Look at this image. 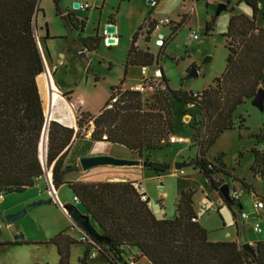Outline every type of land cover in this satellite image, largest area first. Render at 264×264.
<instances>
[{
  "label": "trees",
  "instance_id": "16d2710c",
  "mask_svg": "<svg viewBox=\"0 0 264 264\" xmlns=\"http://www.w3.org/2000/svg\"><path fill=\"white\" fill-rule=\"evenodd\" d=\"M59 1L53 0L57 17L61 16ZM237 4L248 7L251 17L239 14L228 19L222 35L226 50L224 70L211 86L200 93L186 94L170 90L161 70L163 89L147 94L146 101L141 93L122 91V81L110 90L108 100L97 115L80 113L76 121L77 131L74 132L73 128L61 126L60 123L66 124L61 118V99L53 92L54 113L51 116L52 119H59L56 121L60 123L51 121L47 132L45 164L51 170V185L55 191L62 185L68 187L77 205L84 210V218L91 219L98 227L99 232H94L102 240L94 245L85 243L87 249L79 264L92 261L90 248L108 264H127L121 255L124 249L130 248L138 251V255L130 260L132 264L139 259H145L148 264H264V242L251 247L254 257L243 252L236 242H209L207 232L196 222L192 200L194 193L190 190L180 193L175 203L174 219L159 220L150 211L148 200H143L144 195L138 193L134 182L85 183L64 180L69 173L77 171L73 160L87 157L92 146L98 143L122 147L140 159L144 157L149 171L156 175L166 173L170 166L152 162L150 153L169 147L168 138L172 135L169 101H174L194 106L202 115L203 133L200 135L196 129L193 134L198 147L193 169L218 194L220 185L214 176L227 175L220 161L214 165L205 159L206 150L214 142L215 133L234 128L236 110L253 99L264 75V23L261 28L255 26V17L260 9L258 1L239 0ZM36 5L37 0H0V194L3 197L24 193L43 175L38 159V144L44 125L43 113L46 117L49 115V87L46 76L42 74V59L33 36L34 13L43 14ZM188 21L187 15L180 17L171 29L170 38ZM214 22L215 18L212 17L204 23V36L213 31ZM64 24L68 28L84 29L83 21L78 22L69 15L64 18ZM154 24L146 17L132 35L124 76L127 68L159 67L162 52L153 56L136 47L138 37L144 32L148 38L155 28ZM44 28V40H47L46 24ZM98 42L97 37L86 38L83 47L87 52H93ZM242 123L243 119L240 120V128ZM90 126L89 139H79V132L87 131ZM254 138L256 144L263 140L260 135ZM75 140L78 143L72 146ZM252 153V172L262 178L264 155L256 150ZM67 158L70 162L65 163ZM241 185L249 189L243 183ZM63 208L67 214L74 210L69 205ZM72 243V239L61 233L42 245L56 247L57 264H69V246ZM0 245L24 244L18 241Z\"/></svg>",
  "mask_w": 264,
  "mask_h": 264
},
{
  "label": "rangeland",
  "instance_id": "374dc122",
  "mask_svg": "<svg viewBox=\"0 0 264 264\" xmlns=\"http://www.w3.org/2000/svg\"><path fill=\"white\" fill-rule=\"evenodd\" d=\"M147 1L132 0L128 4L119 3L116 0H96V4L102 7L105 20L108 18L115 19L119 28L125 30L120 31L118 43L106 45L108 35H103L101 31H99L98 36L95 35L96 31H93L96 27L97 19H95V21L89 23L85 31H81L84 36L94 35L99 39L93 52H85L83 46H78L75 49L76 47L73 46L71 41L66 46L70 50L68 53H64V61L67 63L63 66H67V68L59 67L55 79L61 85L63 84L62 86L66 89H69V92H72L70 94H73L71 97L73 98L72 102L77 101L76 108H79L83 114L95 115L101 110L109 98L110 90L122 81L120 89L123 91L135 84H140L143 77L149 75L147 68H127L124 76L126 55L131 38L128 35L130 20L133 23L137 20L140 13L137 9L140 7L141 10L147 7L151 12H155L159 20H164L167 17L174 19L177 15L189 14L187 24L176 32L172 38H170L171 31H167L168 27L161 31L164 34L162 36L163 48L159 49L155 46L153 37L147 44V48L142 45L143 49L149 50L153 56L162 52L159 59L160 69L157 68L156 71H162L170 90L181 91L186 94L200 93L211 86L213 81L222 74L226 60L222 35L226 30L228 19L236 12V10L231 12L230 9L235 6L237 0H165L163 2L162 0H151V4H148ZM225 1L231 2V5L225 3ZM40 2L43 22L40 20L36 25V34L46 70L48 75L51 76V70L59 56L54 57L52 60L47 57L42 32L43 24H46L47 34H61L71 28L65 26L62 16H56L53 0H39V4ZM258 2L260 9L255 17V26L261 28L264 23V0H258ZM65 4V0L59 1L58 8L60 12ZM156 4L157 6L152 9ZM219 4L225 5V11L216 16L215 13ZM241 7L237 11H243L244 5ZM212 17L215 18L214 29L204 36V23ZM190 34L197 35L198 40L192 41L189 38ZM142 36L147 41L144 32H142ZM53 47H56V45ZM78 48L83 52V56L78 52ZM86 53L89 55H86ZM206 59L208 61H205ZM191 68L196 70V78L187 77V73ZM142 69H145V75L141 74ZM143 95L142 99L146 101L148 95L147 93ZM42 105L43 101L41 99V107ZM169 110L172 118L171 136L181 138L184 143L169 144L168 148L150 153L152 162L166 163L170 166L168 173L162 175L165 176L163 180L160 179L159 182L146 184L152 189L153 196H158L160 193L158 186L163 184L164 190L168 192L164 205L168 215L173 216L175 193L177 190H181L179 194L184 190H190L194 193L192 198L194 209L196 212H200V219L203 221L202 228L207 232L209 240L219 241L217 243H227L238 236V240L243 242L242 231L244 230L246 238H250V236L260 238L259 240L264 242V209L255 210L253 208L255 201L264 203V177L261 178L252 172L254 166L252 151L256 150L260 155H264V101L262 108L255 107L252 101H247L238 107L233 116L234 128L230 131L215 133L214 142L206 150L205 159L214 165L217 161H220L223 164L225 174L228 176L215 175L214 180L220 186L224 184L228 186V197L229 194H232V191L237 194L238 201L227 204L222 200V203L219 202V194L192 167L174 171L173 166L176 163H189L195 160L198 147L193 134L196 129L200 135L203 133V118L199 110L191 105L169 101ZM42 111H44V105ZM51 115L50 112L48 115L50 119L52 118ZM43 116L46 118L45 112ZM79 117V112H76V121ZM241 119H243V123L240 128ZM60 124L63 125V123ZM73 130L74 132L77 131L76 125ZM91 130V126L87 131L81 130L78 138L89 139ZM255 135L263 137L259 144L255 142ZM77 141L75 140L72 146L78 143ZM91 155H102L121 160L139 161L140 164L144 163V157L140 159L137 155L129 153L122 147L109 144H94L87 157ZM68 162L70 161L67 158L65 163ZM73 163L77 171L69 173L65 177V181L77 180L82 177L80 176L82 173L78 166V160H73ZM134 169L135 167H96L83 172V175H97V172L100 171L110 180L117 178L123 172L133 171ZM49 172L50 169H48V174H50ZM100 172L99 175H101ZM151 174L154 175L147 168L143 169L140 172V179L145 180ZM161 180L162 183H160ZM241 183L249 189L242 187ZM48 190L49 184L42 175L39 180L34 182V186L25 193L6 195L0 201V243L14 242L15 236L22 235V238L18 241L24 244L18 247L0 245V264H57L56 247L42 244L47 243L61 233L73 240V243L69 246V264H79L80 258L87 249L85 243H91L88 239L82 244L79 243L81 232L72 225L61 209L64 205H69L78 210L79 213H81V210L74 203L72 194L66 185H62L56 190L57 198L59 201L61 200V203H64L63 205L52 202ZM207 195H209L208 198ZM54 196H56V193ZM48 200H51V203L38 205L12 225H6L4 221L6 216L18 213L26 205L33 202ZM198 203H203L201 205L204 207L201 208L200 205L198 208ZM242 213L247 217L244 220L241 219ZM253 228H257L258 231ZM94 251L90 248L91 258L97 253H94ZM129 255V250H123L121 257L126 260ZM88 264L107 263L101 257H97ZM138 264H147V262L139 260Z\"/></svg>",
  "mask_w": 264,
  "mask_h": 264
},
{
  "label": "crops",
  "instance_id": "0c3cea01",
  "mask_svg": "<svg viewBox=\"0 0 264 264\" xmlns=\"http://www.w3.org/2000/svg\"><path fill=\"white\" fill-rule=\"evenodd\" d=\"M116 1H118V0H116ZM148 1H147V3H148ZM163 1H165V0H162V2ZM237 1H239V0H237ZM65 2H66L65 6H64V8L61 9V12H60L61 16H62V19H64L66 16L69 15L72 18H74L75 20H77L78 22L83 21V23L85 25V28H84L83 31H85V29H87V27H88V25H89V23L91 21H95V19H97L96 27H95V29H93V31H96L95 35L98 36L99 31H101V33L104 35L106 27L113 26L114 27V31H115L114 35L109 36L107 38L113 39L115 44L118 43V39L120 38V31H125V30H123L122 28H119V26H118L117 22L115 21V19L108 18L107 20H105V18L103 16V13H102V7H100V6H98L96 4L97 3L96 0H65ZM131 2H132V0H128L126 2H119V3H128V4H130ZM139 2H141V0H139ZM236 2H235V6L232 7L230 9V11L233 12V11L236 10L234 15L242 14V15L250 18L251 17V10L248 7H246L244 4H236ZM225 3H229V5H231V2L225 1ZM73 4L87 5L88 8L86 10H79V9L73 10ZM243 5H244V8H243L244 10L243 11H237V9L240 8ZM156 6H157V4L152 9H154ZM38 7H39V9L42 10L41 2H40ZM92 7H93V9H91ZM137 10L140 12L139 15H138L137 20L134 23L132 22V20H130V27H129V30H128L129 31L128 35L131 36V37H132L133 33L138 30V28L143 23V21H144V19L146 17L149 19V21L153 22V24L155 23L154 24L155 26L159 23V21H170V23H171L170 26H159V27H157V29L153 30L152 33L149 35V37L147 38V41L144 40V37L142 36V34L138 37V40L136 42L137 49L140 50V51H148V52H149V50H146V48H147V44L150 42L151 37H153L152 39L155 42L158 36H164V34L161 31H163V29H165V27L169 28V29H167V31H171V29L175 25V23L179 22L180 17H182L184 15H187V16L189 15V14L177 15V16H175L174 19H172L170 17H167L164 20H159L156 17L155 12H151V10H149V8H147V7H144L142 10H141V7H140ZM234 15H232V16H234ZM40 20L43 22V14L38 12L37 13V17H36V25L39 23ZM206 22H209V21H206ZM143 31H146V29H144ZM42 32H43V37L45 38L46 37V33H45L44 30ZM48 35H49V39L44 40V47L46 48L45 50H46L47 57H49V59L52 60L54 57L59 56V57H57L58 60H56L55 66L53 67V68H55V71L52 73L53 68L51 70V76H50L51 84H52V86L54 88H56V90L58 91V93L60 95L67 94V93H69L70 90L66 89L64 86H62L63 84L61 85L55 79L56 74H57V72L59 70V67L60 68H62V67L63 68H67V66L66 67L63 66L64 64L66 65V63H67L66 61H64V58H65L64 53H68L69 50H70L66 46L71 41L73 46L76 47L75 49H77L78 46L79 47L83 46L84 40L86 38H89V37H92V36H84V33L81 32V30H77V29H74V28L68 29V31L62 32L61 34H48ZM130 40H131V38H130ZM224 44H225V41H224ZM54 45H56V47H53ZM142 45L144 47H146L145 50L143 49ZM78 52L83 56V52L81 50H79V48H78ZM85 52H87V51H85ZM87 53H89V52H87ZM87 53H86V55H89ZM157 68H159V67L156 66V65H153L152 67L147 68L148 72H149L148 76H152L154 73H156ZM139 69H141V68H139ZM137 85H139V84H135V85H133V86H131L128 89H125V90H131L133 87H135ZM260 88L264 89V75H263L262 85L260 86ZM72 96H73V94L70 95L68 99L67 98L61 99V103L60 104H61V107L63 109V113L61 114V118L67 124V125H64V123H63V125H61V126L66 127V128L68 127V128H73L74 129L75 125H76V112H79V114L83 113V112H81L79 108L78 109L76 108L77 101L72 102V99H73V98H71ZM249 101H252V100H249ZM99 111L95 115H97L99 113ZM50 112L52 114L54 113L53 107L51 108ZM95 115H92V116H95ZM185 119L187 120V118H185ZM56 120H59V119H52L51 118V121L56 122ZM77 160H79V159H77ZM143 169H146V167L141 164V165L135 167V169L133 171L123 172L120 175H118L117 178L110 179V180L108 178H106L104 176V174L102 172H100V171L97 172V175H83L84 173L82 171H80L82 173V175H80V176H82L81 178H79L77 180H71V181L68 180L66 182H85V183H89V182H134V183H136L135 185H138V189H137L138 193H143L145 198L148 200V207H149L150 211L152 212V214L155 216V218H157L159 220H161V219H166V220L174 219L176 217L175 203H176V201H177V199H178V197L180 195L179 192L181 190H179V191L177 190V192L175 193L174 204H173V206H174L173 207L174 208V214H173V216L172 215L169 216L168 212H167V209H166V207L164 205V201L168 197V192H166L164 190L163 184L162 185L160 184V186H158V189H159V192H160L158 194V196H153L152 189L149 188L146 185L147 183L159 182L160 179L163 180V178L165 176H162V175L168 173V171L170 169L166 173L160 174V175H156L155 173L151 172V173L154 174V175L151 174L152 177L150 176V177L146 178L145 180H142V179H140V172ZM193 170L198 173L197 170H195V169H193ZM174 171H176V170H174ZM99 172L101 173V175H99ZM40 178H38L37 180H39ZM45 180H47V179L45 178ZM162 180H161L160 183H162ZM55 192H56V196H54V198L57 199L56 201L58 203L63 205L64 203H61L60 202L61 200L59 201L58 198H57V196H58L57 195V191H55ZM72 197H73V195H72ZM208 197H209V195H207V198ZM218 198H219V202L222 203V201H221L219 196H218ZM209 203L214 205L212 202H209ZM201 204H203V203H198L197 207L199 208ZM77 206H79V208L81 210L80 214L84 216L85 212L82 209V207L80 205H77ZM193 209H194V205H193ZM194 213H195V216H196L197 224L200 225L201 227H203L202 226L203 225V221L200 219V212H196L195 209H194ZM89 223L91 224V227L93 228V230H95L98 233L99 230H98V227L96 226V224L91 219H89ZM253 229H255V228H253ZM242 234H243V242H240L238 240V236L236 237V239H234L233 241H230V242H236L237 244L247 243L250 246H253L256 243L261 242V240H259L260 238H254V237H251V236H250V238H246L245 234H244V230L242 231ZM82 236L83 235L80 234V238ZM207 240L209 242H213V243L219 242V241H216V240H209L208 239V234H207ZM124 250H129V252H130V255L127 256L126 260H124V261H130V260H132L134 257H136L138 255V251L136 249H134V248L124 249ZM94 253H95V251H94ZM97 257H101V256L98 255L97 253L94 254V256L92 258V261L95 260ZM139 260H145V259H139ZM139 260H137L136 264H138ZM147 264H148V262H147Z\"/></svg>",
  "mask_w": 264,
  "mask_h": 264
},
{
  "label": "water",
  "instance_id": "95a60500",
  "mask_svg": "<svg viewBox=\"0 0 264 264\" xmlns=\"http://www.w3.org/2000/svg\"><path fill=\"white\" fill-rule=\"evenodd\" d=\"M152 1L149 0L148 4H151ZM228 4V3H227ZM39 6V0H37V5L36 7ZM79 7L78 4H73V10H77ZM225 11V5L223 4H219L217 9H216V13L215 15L218 16L221 12ZM36 17H37V12L35 11L33 19H32V24H33V36L40 54V57L42 59V64H43V72L42 74H44L47 78V85L49 86V113L51 111V108L53 106V92L50 89V82H49V77H48V72L46 70L44 61H43V57H42V53L39 47V43H38V39H37V34H36ZM114 27L113 26H108L105 29V34L109 36L114 35ZM114 40L111 38H107V44H113ZM205 61H208V59H206ZM187 77L188 78H196V70L194 68H191L189 70V72L187 73ZM264 101V89L259 88L255 94V96L252 99V104L257 107V108H262V104ZM51 122V119L49 117L44 118V125L42 128V132L40 135V139H39V144H38V159L43 171V177H45L47 179V182L49 184V193L51 195L52 198V202H56V199L54 198V188L52 187L51 183H50V178H51V170H50V178H47L48 175V169L46 168V152H47V132H48V126L49 123ZM92 131V130H91ZM196 164L195 161L189 162V163H176L173 168L176 171H180L183 168H187V167H194ZM141 165L139 161H131V160H121V159H115L112 157H108V156H96V155H91L89 157H84V158H80L78 160V166L80 168V170L82 172H86L90 169L96 168V167H113V168H125V167H137ZM143 166L146 167L145 163H142ZM228 186L227 185H221L218 188V194L220 199L223 202L226 203H231L229 197H228ZM51 203V200L48 201H37V202H33L29 205H26L21 211H19L18 213L14 214V215H9L6 216L4 218V221L6 223L7 226L12 225L14 222H16L17 220L21 219L28 211H30L31 209L37 207L38 205H42V204H49ZM62 212H64L66 214V216L68 217V219L70 220V222L72 223V225L74 227H76L83 236H85L88 241L94 245L95 243H99L102 240L99 239L98 235L94 232L93 228L91 227L90 223H89V218H84V216H82L78 210L74 209L72 210L69 214H67V212L64 210V208L61 209ZM22 238V235H18L15 236L13 241L14 242H18L19 239ZM241 250L245 253H247L248 255H250L251 257H254V252L251 249V246L247 243H244L241 245ZM127 264H132L130 261H127Z\"/></svg>",
  "mask_w": 264,
  "mask_h": 264
},
{
  "label": "built area",
  "instance_id": "2783aa9c",
  "mask_svg": "<svg viewBox=\"0 0 264 264\" xmlns=\"http://www.w3.org/2000/svg\"><path fill=\"white\" fill-rule=\"evenodd\" d=\"M88 8L87 5H79L78 9L79 10H86ZM159 26H170V21H159V23L155 26L154 30L157 29V27ZM189 38L192 40V41H196L198 40V37L197 35L195 34H190ZM107 40V39H106ZM105 40V42H106ZM155 46L158 47L159 49L160 48H163L164 46V41H163V37L162 36H158L156 41L154 42ZM106 45H110V44H107L106 42ZM141 74L142 75H145V69H142L141 70ZM160 72L159 71H156V73H154L152 76H145L143 77L142 79V82L133 87L131 89V91L133 92H136V93H141V94H144V93H147V94H152L155 90L159 89V90H162L163 89V85L160 81ZM117 98H115L114 100L111 101V104L115 102ZM168 143L169 144H182L184 143V141L181 139V138H174V137H169L168 138ZM135 188L138 189V185H135ZM140 194H143V193H140ZM229 197L230 199L233 201V202H237L238 201V198H237V194L232 191V194H229ZM3 198V195L0 194V201L2 200ZM74 199V203L77 204V200L75 198ZM142 199L144 200L145 199V196L142 197ZM204 206L201 205V208H203ZM253 208L255 210H263L264 209V203L260 202V201H255L253 203ZM246 215L244 213L241 214V219H246ZM194 221V219L192 220ZM255 231H258L257 228L254 229ZM87 240V238L85 236H82L80 238V242H85Z\"/></svg>",
  "mask_w": 264,
  "mask_h": 264
},
{
  "label": "flooded vegetation",
  "instance_id": "af4514ba",
  "mask_svg": "<svg viewBox=\"0 0 264 264\" xmlns=\"http://www.w3.org/2000/svg\"><path fill=\"white\" fill-rule=\"evenodd\" d=\"M84 28H85V25H84ZM43 30L45 31V28H44V25H43ZM77 30H81V31H83L84 29H78L77 28ZM93 37H96V36H92V37H89V38H93ZM84 44V43H83ZM55 71V68H53V72ZM48 72V71H47ZM49 76V75H48ZM50 77V76H49ZM47 79V78H46ZM49 82H51V78H50V81ZM49 87V86H48ZM50 89L52 90V92H56L57 94H58V97L60 98V99H64V98H69V96H70V93H72V92H69V93H67V94H62V95H60L59 93H58V91L56 90V88H54L53 87V89H52V84L50 83Z\"/></svg>",
  "mask_w": 264,
  "mask_h": 264
},
{
  "label": "bare ground",
  "instance_id": "6f19581e",
  "mask_svg": "<svg viewBox=\"0 0 264 264\" xmlns=\"http://www.w3.org/2000/svg\"><path fill=\"white\" fill-rule=\"evenodd\" d=\"M113 44H115V43H113ZM49 77V76H48ZM49 81H50V77H49ZM51 83V82H50ZM53 96V95H52ZM47 118V117H46ZM48 176V175H47Z\"/></svg>",
  "mask_w": 264,
  "mask_h": 264
}]
</instances>
